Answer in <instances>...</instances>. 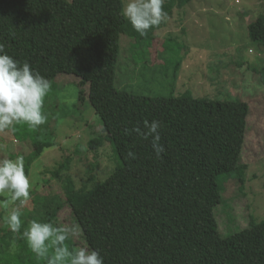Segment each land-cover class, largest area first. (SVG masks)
I'll return each mask as SVG.
<instances>
[{
    "label": "trees",
    "instance_id": "1",
    "mask_svg": "<svg viewBox=\"0 0 264 264\" xmlns=\"http://www.w3.org/2000/svg\"><path fill=\"white\" fill-rule=\"evenodd\" d=\"M185 2L168 0L163 9L169 14ZM122 7V0H0L5 52L27 61L50 82L60 73L75 75L80 100L86 85V99L114 147L117 165L90 188L62 176L71 163L68 156L50 170L62 183V199L89 249L98 251L104 264H264V218L251 217L248 227L224 237L214 215L224 200L225 179L245 183L247 165L240 160L248 102L196 97L190 90L148 95L118 87L120 38L125 29H133ZM248 29L250 38L264 45V14ZM260 75L264 82V66ZM145 120L161 122L160 159L151 138L142 140L134 131L143 130ZM99 144V137H93L89 145ZM33 146V153L23 156L30 157L26 175L31 160L52 143L34 139ZM129 151L136 159L128 157ZM54 213L40 222L62 228L54 224ZM17 234L19 250L26 252L16 253L11 264H48L53 249L39 257L22 228ZM72 238L65 244L77 250Z\"/></svg>",
    "mask_w": 264,
    "mask_h": 264
},
{
    "label": "rangeland",
    "instance_id": "2",
    "mask_svg": "<svg viewBox=\"0 0 264 264\" xmlns=\"http://www.w3.org/2000/svg\"><path fill=\"white\" fill-rule=\"evenodd\" d=\"M127 2L122 0V10ZM261 14L264 0H186L182 6L176 4L167 19L147 35L125 29L120 38L118 87L148 95L190 90L196 97L248 102L240 160L247 165L245 183L241 185L233 176L226 178L224 200L214 207L218 231L224 237L248 227L251 217L264 218V82L260 75L264 45L251 39L248 29ZM87 88L83 86L86 96ZM80 90L75 75L58 74L44 98V124L33 128L18 123L0 131V160L29 156L34 139L52 143L31 160L29 198L11 201L10 196L0 195V264L14 263L16 253L26 252L19 250V236L6 223L14 208L21 213L24 233L32 220L40 222L53 212L54 224L78 227L62 199V183L50 171L57 162L68 156L71 163L62 176L69 175L77 187L86 184L88 188L104 180L118 163L100 116L86 96L80 100ZM93 137L100 139L96 148L89 145ZM23 158L25 166L30 157ZM72 236L77 249H89L79 227Z\"/></svg>",
    "mask_w": 264,
    "mask_h": 264
},
{
    "label": "clouds",
    "instance_id": "3",
    "mask_svg": "<svg viewBox=\"0 0 264 264\" xmlns=\"http://www.w3.org/2000/svg\"><path fill=\"white\" fill-rule=\"evenodd\" d=\"M165 0H128L121 15L141 36L148 30L160 25L167 19L163 5ZM51 89V82L34 70L27 61H19L5 52V45L0 43V131L12 128L15 124L25 123L30 127L44 124L47 116L43 112L44 98ZM144 129L134 131L142 140H149L157 159L164 152L160 144L161 122L145 120ZM136 159L133 151L127 153ZM31 182L24 170V158L0 160V195L10 196L11 201L27 200L30 195ZM20 211L14 208L6 217V223L13 232L21 227ZM78 231L77 226L69 228L55 227L53 223L30 222L24 235L32 251L39 257H47L49 249L53 256L48 264H104V258L96 250L80 248L69 250L65 241Z\"/></svg>",
    "mask_w": 264,
    "mask_h": 264
}]
</instances>
